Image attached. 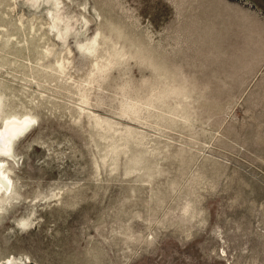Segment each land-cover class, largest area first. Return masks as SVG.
<instances>
[{"label":"rangeland","instance_id":"374dc122","mask_svg":"<svg viewBox=\"0 0 264 264\" xmlns=\"http://www.w3.org/2000/svg\"><path fill=\"white\" fill-rule=\"evenodd\" d=\"M0 264H264V0H0Z\"/></svg>","mask_w":264,"mask_h":264},{"label":"bare ground","instance_id":"6f19581e","mask_svg":"<svg viewBox=\"0 0 264 264\" xmlns=\"http://www.w3.org/2000/svg\"><path fill=\"white\" fill-rule=\"evenodd\" d=\"M28 125V119L13 118L6 122L3 129H0V154L7 155L10 152V147L13 139L21 136ZM3 186L0 185V193H2Z\"/></svg>","mask_w":264,"mask_h":264}]
</instances>
